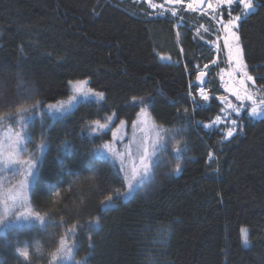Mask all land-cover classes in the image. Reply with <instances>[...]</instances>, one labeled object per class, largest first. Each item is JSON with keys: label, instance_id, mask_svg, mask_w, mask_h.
<instances>
[{"label": "trees", "instance_id": "1", "mask_svg": "<svg viewBox=\"0 0 264 264\" xmlns=\"http://www.w3.org/2000/svg\"><path fill=\"white\" fill-rule=\"evenodd\" d=\"M252 3L238 33L247 70L264 91V0ZM237 12L219 6L213 15L223 23ZM217 35L208 17L185 7L172 17L143 0H0V120L13 124L17 109L36 101L45 109L67 100L79 80L105 97L29 124L28 151L46 147L29 198L45 225L0 228V264H51L61 237H71L84 264H264V119L244 115L228 139L225 123L204 127L227 97L219 77L229 65ZM205 68L207 102L195 83ZM145 108L165 131L164 159L154 183L117 200L126 180L98 152L120 121L132 128ZM112 117L110 130L94 133L95 121ZM109 195L113 206L104 211Z\"/></svg>", "mask_w": 264, "mask_h": 264}, {"label": "rangeland", "instance_id": "2", "mask_svg": "<svg viewBox=\"0 0 264 264\" xmlns=\"http://www.w3.org/2000/svg\"><path fill=\"white\" fill-rule=\"evenodd\" d=\"M165 2L171 8L177 7V3H169L168 0H166ZM209 3L212 4L211 8L208 7ZM213 3H214L213 0H210L206 6L207 10L211 14H214L219 8L218 5H214ZM254 9L256 10V6H254ZM254 11H249L246 15H250ZM246 15L244 11L243 14L240 15L241 20ZM223 23L225 25L227 22L223 21ZM239 24L240 22L238 23V27L233 29V31H235L238 34V36H239L238 31L240 29ZM226 38L228 40V43L232 45L233 51L235 50L237 44L242 49L240 38L238 41L232 40L230 35L228 37H225V40ZM224 48L226 51L227 62L229 65V68L227 70H223L220 72V77H219V81L220 84L222 85L223 91L227 95V97L222 99L221 101V103L224 106V109L227 108V104L225 103V101H228L233 105L243 103L245 105V110L240 112L239 114L240 118L244 117L245 115L254 121L264 119V114L260 115L259 117H252L249 114L252 106L251 101H246V100L243 102L237 101L235 97L232 95V93L229 91L230 88H237L240 89L241 94H243V88H247V91L250 94H252L256 99L257 107H259L260 99L264 98V91L257 86L255 79H254V83L252 81L245 80V84L243 87L239 84V80L242 78V73L233 71L234 62L229 59V48L228 45L225 43V41H224ZM242 52H243V62L246 64V61H244V51L242 50ZM246 70H247V65H246ZM202 71L208 74L210 72V69L205 68L200 72ZM229 73H231V75ZM226 77L228 79V84H230L229 86L224 84L225 83L224 78ZM72 83H70V87L71 90L73 91V95L65 101H60L63 104L64 111H57L56 109L48 110L46 107L43 110L41 109L37 110L34 114H31L33 112L28 111L26 113V118L23 123L20 122V113L14 116V119L12 121L13 124L8 121V118H2V120H0L1 121L0 122V212H3L4 203L6 201L10 202L11 197L15 196L17 198V203L20 200H22L27 206L26 209L23 208L19 209L20 211L27 210L35 213L33 207L31 206V203H29V198L31 194L30 191L35 182L34 179L37 175L38 165L36 169H34V175L32 177L26 178L25 172L27 166L24 163V161L37 159L39 164V162L42 159L41 157L46 149V147L43 148L40 147L39 152L35 154L33 152L28 151V148H26L27 142L30 138L28 135L29 124L34 120L35 116L38 115L39 117H41L42 116L41 113H45L48 114L52 120H56L57 118L68 115L78 106V104L82 102L89 100L100 101V99H98L95 95L91 93L85 96L82 93L75 92V89L72 87ZM84 87L85 89H88L89 83ZM204 89L208 94L210 89L208 87L207 88L205 87ZM74 95H75V99H72ZM52 105H56L57 108H60L59 103ZM30 114L32 116H30ZM221 115L226 116L227 113L225 112L222 113ZM113 123H114V118L112 117L108 120V123H101L102 125H107L106 128H100L98 125L94 124L93 125V129H95L94 133L98 134L110 130L112 128ZM225 124H227V121H225ZM17 133H19L23 137V140L19 145V150H12L11 146L13 142L17 139L16 136ZM112 134H113L112 141L104 145L102 149L98 152V154L100 156L103 155L106 156L113 163L119 166L123 175L127 173H131L132 171L140 172L143 170V163L145 162L144 161L145 150L147 151L148 161H155L158 164V162L164 159L163 152H165L166 150L165 131L157 123H155L154 120H152L149 109L146 108L142 109L141 113L139 114L132 128L128 129L127 125L123 123L117 128H115L112 131ZM110 149L115 151L116 153L115 156L113 155V151H110ZM9 158H11V160L13 161L12 163L8 162ZM21 181H24L23 186H21L20 183ZM137 192L135 194H137ZM131 198L132 197H129L128 200H130ZM13 211H16V209H13ZM7 219L9 221H12V215L9 214L7 216ZM21 223H25L29 225L32 224L45 225V223L41 224L39 221L36 220H32L30 222L22 221ZM0 228L3 227L0 226ZM65 242L68 245V247L71 249V254L68 256L64 255L60 247L59 250L55 253V256L53 255L51 264H84V261H79L76 259V256H74L75 245L71 237L66 238Z\"/></svg>", "mask_w": 264, "mask_h": 264}, {"label": "snow or ice", "instance_id": "3", "mask_svg": "<svg viewBox=\"0 0 264 264\" xmlns=\"http://www.w3.org/2000/svg\"><path fill=\"white\" fill-rule=\"evenodd\" d=\"M169 3H181V0H168ZM201 2H203V0H201ZM220 4H226L228 6L233 5L234 3H236L238 6H242L243 9L245 10V15L249 12V11H254V5L252 3V0H219ZM159 7L163 8V5H160ZM208 7L211 8L212 4L209 3ZM188 8L189 9H193V4L189 3L188 4ZM195 10V9H193ZM172 14L175 15V10H172ZM230 15V13H229ZM241 21V16L237 15L235 17H231L227 23L224 25V31L226 34V37H228L229 35L231 36L232 40L234 41H238L239 40V36L238 34L233 31L234 28L238 27V23ZM225 43L228 45L229 48V59L231 61L234 62V69L233 71L236 72H241L242 73V78L239 80V84L243 87L245 84V80L247 81H252L254 83V79L251 75H249L248 71L246 70V64L243 62V52L242 49L240 48V46L237 44L235 47V50L233 51V47L231 44L228 43V40L226 38ZM205 67H207V65H205ZM231 75V73H229ZM206 75L205 72H200L197 75V81L198 82H203L202 81V77ZM71 83V82H70ZM89 83L88 80H79V81H75L74 83H72V87L75 89V92L77 93H82L83 95L87 96L90 93L95 95L98 99L103 100L105 99L104 97V93L103 92H94L91 88L85 89V85H87ZM16 87L18 89V96H19V91L24 89V84L22 80H19L18 83L16 84ZM65 87H67V85H65ZM196 87L199 90V95L202 98L203 101L207 102L210 97L207 94V92L205 91V89L203 87H199V84L196 85ZM34 89H28V95L27 98L31 99L32 98V94L34 93ZM229 91L232 93V95L235 97V99L237 101L243 102V101H251V109H250V115L252 117H259L260 115L264 114V98H261L259 101V107H257V101L254 98V96L252 94H250L247 91V88H243V94H241V90L237 89V88H230ZM3 94L0 93V96H2ZM191 96V94H189ZM4 100H8V97H3ZM72 99H75V95L72 97ZM135 101V98H133ZM218 99H224L223 97H220ZM138 104L143 105L144 101L143 99H140L139 101H136ZM193 102L195 103V100L193 98ZM60 104V108H57L56 105H52V104H47V109L51 110V109H56L57 111H64L63 109V104L62 102H58ZM225 103L227 104V108L226 109H221L222 113H227L226 116H222V115H218L215 118V121L211 124H207L204 125V127L207 128H213L215 127L216 124H223L225 123V121H227L226 124V131L224 133V138L228 139L234 136V134L237 131L238 128V120L240 119V112L245 110V105L243 103H239L237 105H233L232 103L225 101ZM45 107L44 104H42L39 101H36V103L34 105H32V107L30 109H25V108H19L17 109V111L20 113V122L23 123L25 118H26V113L28 111H31L33 113H35L37 110L39 109H43ZM197 107H200V105H197ZM187 111V110H185ZM235 117V118H232ZM119 118L117 117V120ZM96 125H98L100 128H106L107 125H102L100 124V121H95L94 122ZM121 124L125 123L123 121H120ZM198 124H202V122L197 121ZM93 131H95V129H93ZM115 135V134H114ZM17 139L13 142L11 148L12 150H19V145L23 140V137L17 133L16 134ZM102 138V137H101ZM41 148L45 147V145H41ZM186 148V145H185ZM72 149V145L68 144L65 147V151H71ZM113 151V155L115 156L116 153L114 150ZM183 151V149H181L180 147H176V152L177 154L181 153ZM211 153H209V157L211 158ZM176 159H179V156L176 157ZM144 163H143V170L140 172H136V171H132L131 173H127L123 176H121V182H123L124 180H127V184H126V189L127 191H125L124 193H119L117 192L115 199L117 200H128L129 197L134 198V195L137 191L143 190L146 186H148L150 183H154V179H155V168H157L159 165L155 162V161H148V156H147V151L145 150V155H144ZM9 163H12L13 161L11 160V158H9ZM18 162V161H16ZM26 167V172H25V177H32L34 175V169H36L37 165H38V160L37 159H33V160H29V161H24ZM173 173L178 174L181 171V166L179 163H176L175 167L173 168ZM21 186L24 185V181H21ZM113 206V197L111 195H109L106 198V203L104 206V211H107L109 207ZM26 204L20 200L17 203V198L15 196L11 197L10 202L6 201L3 205V212H0V226L3 227V229L5 231H16L20 228L23 227H28L29 224H25V223H21L22 221H32V220H36L39 221L41 224L45 223L44 218L41 217L39 215V213H33L31 211H20L19 209H26ZM13 209H16V211H13ZM18 213V214H17ZM11 214L12 215V221H9L7 219V216ZM73 233L75 232V229L73 228L71 230ZM242 233H243V243L245 246L248 245L249 241H248V232L247 229H242ZM60 246H61V250L63 252L64 255L68 256L71 254V249L68 247V245L65 242V238L61 237L60 239ZM19 253L21 256L27 258L29 253L26 249H18ZM55 256V254H53Z\"/></svg>", "mask_w": 264, "mask_h": 264}, {"label": "built area", "instance_id": "4", "mask_svg": "<svg viewBox=\"0 0 264 264\" xmlns=\"http://www.w3.org/2000/svg\"><path fill=\"white\" fill-rule=\"evenodd\" d=\"M143 1H145L150 7H152V9L153 10H156V11H161L162 13L164 12V13H168V14H170L172 17H174V16H176L177 15V10L179 9V7H185L186 9H188L190 12H192V13H194V14H198V15H202V16H205V17H208V18H210V19H212L213 20V22H214V24L216 25V29H218V35H217V37H216V40H217V45H216V47H217V51H219V49H220V47H222L223 48V50L225 51V48H224V41H225V37H226V34H225V31H224V24L223 23H221L219 20H217V18H215L214 16H213V14H211L208 10H207V8H206V6H207V4H208V2L210 1V0H207V2H206V6H205V10H199V8H197V0H181L182 1V3H177V7H173V8H171L165 1L166 0H143ZM254 0H252V2H253ZM213 4L214 5H218V6H220V7H230V6H228V5H226V4H220L219 3V0H213ZM189 3H191V4H193V9H195V10H193V9H189L188 8V4ZM160 5H163L164 7L163 8H161V7H159ZM231 6H236V7H238V12L236 13V14H234L232 17H235V16H237V15H242L243 14V12L245 11L244 9H243V7L242 6H238L236 3H234L233 5H231ZM175 10V15H173L172 14V10ZM226 52V51H225ZM253 77V79H256V76H252ZM224 81H225V83L224 84H226L227 86H229L230 84H228V79H227V77L226 78H224ZM223 81V82H224Z\"/></svg>", "mask_w": 264, "mask_h": 264}, {"label": "water", "instance_id": "5", "mask_svg": "<svg viewBox=\"0 0 264 264\" xmlns=\"http://www.w3.org/2000/svg\"><path fill=\"white\" fill-rule=\"evenodd\" d=\"M206 2H207V0H203V2H201V0H197V8H199V10H204L205 9V6H206ZM203 72V71H202ZM200 73V72H199ZM198 73V74H199ZM206 73V72H205ZM209 79H210V75L209 74H207L206 73V75H204L203 77H202V81L203 82H198L197 81V78H196V85L197 84H199V87H203V88H205L206 86H208L207 84H208V82H209Z\"/></svg>", "mask_w": 264, "mask_h": 264}, {"label": "bare ground", "instance_id": "6", "mask_svg": "<svg viewBox=\"0 0 264 264\" xmlns=\"http://www.w3.org/2000/svg\"><path fill=\"white\" fill-rule=\"evenodd\" d=\"M158 12V11H157ZM180 20V19H179ZM216 26V25H215ZM206 27V26H205ZM203 28V27H202ZM208 34V33H207Z\"/></svg>", "mask_w": 264, "mask_h": 264}]
</instances>
